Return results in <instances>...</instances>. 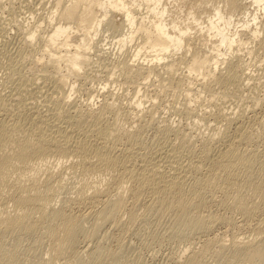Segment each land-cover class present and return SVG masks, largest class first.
<instances>
[{"label": "bare ground", "instance_id": "1", "mask_svg": "<svg viewBox=\"0 0 264 264\" xmlns=\"http://www.w3.org/2000/svg\"><path fill=\"white\" fill-rule=\"evenodd\" d=\"M208 1L192 4L188 15L181 17L175 16L169 8L170 0H51L47 14L38 16L40 23L37 24V15H32L36 19L33 23L29 20L18 23V29L24 33L22 46H19V57H10L11 60L8 57V72L3 81L6 89L2 88L5 92L0 90V264H120L118 257L123 243L116 240L117 244L112 247L102 242L101 228L111 222L123 232L135 222L137 224L142 213L146 222L150 213L157 214L160 219L170 216L173 234L205 236L198 245H194L192 239L194 242L183 248L177 259L174 257L175 264H204L212 255L215 259L222 257L227 264H240L241 261L252 264L256 257H264V216L261 214L260 220L253 218L258 212L264 214V158L252 147L255 139L264 134V115L263 118L246 116L249 115L246 106L257 110V106L264 104V80L261 79L263 75L253 76L247 71L248 63L242 54L241 57L234 53L233 57L238 55L235 61L233 58L227 61L225 57L234 44L240 46L244 42L243 28H249L250 24L258 26L264 0H220L226 3L227 11L221 2L212 3L213 11L206 19L198 14L197 8ZM250 6L254 7V12ZM238 7L247 19L243 18L241 29L234 27L233 31V16ZM103 23L121 31L116 53H124L128 46L134 47L135 40L143 41L142 46L135 45L130 57L125 55L112 66L125 83L133 86L138 96L135 100L132 97L122 100L114 91H108L96 108L91 102L97 98L96 94L84 98L85 104L76 101L70 105L71 92L63 89L69 81L68 74L63 73L61 66L75 74L96 62L109 67L104 58L108 47L104 46L106 50L98 47L102 54L97 53L98 50L92 53V41L90 44L87 39L88 34L93 40ZM42 28L49 29L46 36L41 33ZM252 28L254 37L264 30V27ZM193 29L208 32L204 47H193L189 58L174 57L177 50L190 47L189 37L196 32ZM261 41L264 43V37ZM71 45H75L74 50ZM143 47H149L154 54H144ZM35 51L40 55L36 54L37 58L31 60L29 69L40 71V77L35 73L30 77L22 69L23 61ZM225 61L228 63L226 70L222 67L225 72L218 69L220 73H216L219 63ZM182 64L189 71L179 77L177 70ZM58 69L62 73H57ZM161 70L168 75H162ZM193 73H205L210 76L209 85L214 81L222 86L219 96L210 94L215 101L236 97L239 101L248 98L251 103L245 101L244 107L238 106V110L230 112L229 107L225 111L220 106L219 112L211 113L212 119L224 120V123L217 122L219 126L212 125L208 132L205 129L207 133L200 132V143L190 135L194 130L190 131L191 127L186 129L191 133H187L180 129L182 123H178V128L175 122L173 126L169 119H160L164 122L161 126L164 141L160 142L155 134L152 139L157 143L148 142L147 145L142 136L147 126L144 123L150 125L152 121L153 124L159 121L154 120V104L151 108L142 107L146 94H139L141 89L153 74L158 77L160 91L173 84L176 87L185 84L187 90L192 89ZM74 88L72 85L71 90ZM260 88L262 95L259 94L262 90L257 92ZM158 89H153L154 97L165 91L160 93ZM148 93L151 98L153 94ZM125 100L132 105L133 111L127 109ZM239 104L243 106V102ZM186 108L188 116L193 115L194 107ZM139 111L142 114L139 115ZM194 115L200 114L195 110ZM135 116L141 124L137 123L132 130L133 124L130 122V126H126L125 123ZM246 117L249 118L245 120ZM202 119H205L204 114ZM70 177L75 180L69 187ZM216 196H219L217 204L231 211L229 214L211 208ZM79 205L86 207L81 209ZM235 211V215L240 213V223L230 214ZM216 222H225L224 226L230 224L233 230L230 239H225L230 235L225 238L208 235L213 224H219ZM248 227L251 233L241 231ZM107 232L106 238L110 234Z\"/></svg>", "mask_w": 264, "mask_h": 264}, {"label": "rangeland", "instance_id": "2", "mask_svg": "<svg viewBox=\"0 0 264 264\" xmlns=\"http://www.w3.org/2000/svg\"><path fill=\"white\" fill-rule=\"evenodd\" d=\"M50 1L49 0H0V30H1L0 31V61L2 63V65L0 64V67H1L0 68V79H1L0 80V90H2V91L5 92L4 89H6V85L4 83L5 82L4 80L6 79V76H7L6 73L8 72V70H7L8 69V66L7 65H8V62H9L8 61V57H9V60H11L10 57L11 58H15V57L17 58V57H19L18 51H19L20 47L22 46L21 45L22 43H20V42L23 41L24 33H22L18 29V27H17L18 23H21V22L27 23L29 21H31L33 23V21L36 20L35 18H37V21H38L37 24L40 23L41 21L39 22L40 19L38 20V16H44V15L47 14V12H48V10L50 8ZM182 1L183 2L182 3H179V4L178 3H175L173 0H170V2H168V6L173 11V14L175 16L176 15H179L181 17L182 16L183 17H186L188 15L187 13L190 10L191 5L192 4L195 5L200 0H182ZM220 2H221L220 0H209L208 2H204L201 6H199V8H197L198 14L199 15H202V17H205L207 19V16L206 15H209L213 11V8H212L213 4L212 3H219L220 4ZM220 5L223 7V9L225 11H227L228 8L225 6L226 3L224 1H222ZM182 6L184 8H182ZM250 9H253V10H251L253 12L255 11V9H254L253 6H250ZM32 15H37V16L35 18H33ZM234 16H233V18H234V21H235V25H233L231 27L233 31L235 30L234 27L235 28L238 27V29H241L243 27L241 25V22H243L242 21L243 18L247 19V17H243L242 16V14H241V8H239V7L237 8V10H235ZM26 19H27V21H26ZM239 20H240V22H239ZM42 24L45 25V23H42ZM263 25H264V11L259 15V18H258V26H256L255 24H253V25L250 24V26H251V28L253 27L252 29H255L256 27L262 28V27H264ZM250 26H249V28H243L242 31H241L243 33L242 34V37H243V41L244 42H242V44H240V46L238 45V43L234 44L233 50H229V51L227 50V53L228 54H226L225 57H228L229 58V59L226 58L227 61H230L232 58H233V61H235V60H238V57H237L238 55L237 56L235 55L236 57L235 56L233 57L234 53L235 54L237 53L239 55L242 54L243 55V58L245 59V62L248 63V64L246 63L247 64V67H248L247 71L250 70L251 72L250 71L249 72L251 74H253V76H256L255 74H258V76H262L263 75V78L261 77V79L264 80V74H263L264 72L262 71V70H264L262 68L264 66L263 65L264 64L263 63L264 62V43H263V41H261L262 38L264 37V33H263L264 30L261 31L262 32L261 34L259 33L258 36H255L254 37V35H252L253 32H252ZM37 28H39V27H37ZM48 30L49 29L46 30V28H45V31H46L45 32L44 31V28H42V31H44V32L41 31V33H43V35L46 36L48 34L47 33ZM119 30L120 29H118V28H115V27H112L111 25H108L106 23H103L102 26L100 27V30L98 31L97 35L95 36V38L93 40L90 39L89 36H88V34H87V39L90 40V44H91V41H92L93 47H92V49H90V51L92 53H96L97 52L96 50H98V47L99 46L100 47H103V49H105L104 46L105 47H108V48H106L107 49V53H105L106 57H104V58H105V61L108 64L109 67H107V65L104 64V63H97L96 62L95 64L92 63V64H89L88 66L82 67V69H80V71H79L78 74H75L73 72H68V70L65 69V66L64 67L61 66L62 68L60 67L63 70V73H67L68 74V80L69 81L67 80L68 82L66 84L67 85L69 84V85L67 86L65 84L64 87H63V89H65L66 91L65 90H63V91H65L66 93L71 92L70 96L72 98L70 97V99H71L70 100V102H71L70 105L76 104V101H78V102H80L82 104L84 102V100H86L84 98H87L90 94H93V95L96 94L94 96H95V98L96 97L97 98L94 99V101H91L92 102V106H94L96 108L97 106L100 105L99 103H102L103 102V99L105 98L104 95L105 94L107 95L109 93L108 91H114V93H116L115 94L116 96L118 95L119 97H121V99L123 98L122 100H124V99L129 100L131 97H132V100H135L137 98L138 95L135 96V93H134L135 89L133 88V86L131 84H129V83H128L129 84L128 85L127 82L125 83L124 80H122V77H120L117 73H115V71L112 68V66H113L114 63H118L121 60V58H123L125 55L127 57H130L132 55L133 51H134L135 45L137 43H139V45L142 46L143 45V41H142V39L139 40V41L138 40L137 41L135 40V41H133L134 42V47H133V45H131L133 48L130 47V46H128V49L126 48L127 50H125L124 53L123 52H120V53L117 52L116 53V50H117L116 44L118 42L117 39H118V36H121L120 35V32L121 31H119ZM194 31H196V30L193 29V32ZM17 33H19L18 34V37L16 35ZM20 34H22V35H20ZM207 37H208V32L207 31L206 32H200L199 30H197L196 32L192 33L190 35V37H189V43H190L189 46L190 47H187L186 46V47L182 48L181 50L180 49L177 50V53L176 54H173L174 57H180V56L184 55V56H186V58H189L190 55H191V51L193 50V47H195V46H200V47L203 46L204 47V44L206 43V38ZM20 38H21V40H20ZM133 42H132V44H133ZM208 43H210V42H208ZM144 46H147V45H144ZM70 47H71L72 50H74L73 48H75V45H71ZM148 48L149 47H145V48L143 47L142 48V52H144V54H148V55L154 54L153 52H151V49L148 50ZM221 50L224 51L225 49L222 47ZM99 52H100V50H98L97 53H99ZM114 52H115V54H114ZM248 53H250V54H248ZM31 54L27 56V60H26L27 62L26 61L25 62L23 61V63H24L23 64L24 67L22 68L24 70L23 72L25 74H27L28 76H30V77L33 76V75H35V74H36V76H39L40 77L41 76V75H39V74H41L40 71L35 70L36 71L35 72V71H32V70L29 69V66H31V62L34 59L37 58L36 54H38V56L40 54L37 53L36 51L33 52V53H31ZM100 54H102V53L100 52ZM10 55H12V56H10ZM173 55H170V56H173ZM242 55H241V57H242ZM254 55H256L257 57L254 56ZM170 56H168V57H170ZM260 56H261V58H259ZM219 57L222 58V56H219ZM246 57H247V59H246ZM169 59H172V58H169ZM261 59H263V60H261ZM251 60H252V62H251ZM259 60H261V61H259ZM227 61H225L223 63L220 62L219 63V67L216 69L217 71L215 70V72L216 73H220L224 69L226 70L225 67L228 64ZM25 63H26V66H25ZM3 65H5V66H3ZM184 65L182 64L181 65L182 66L181 69L179 68V70H177V73L178 74L181 71V74H179V75L177 74V76L184 77V75L188 73V71H189L188 70V67H184ZM261 65H263V66H261ZM222 67L224 68L223 70H222ZM218 69H220V72H218L219 71ZM259 69L261 70L260 71L261 73L259 72ZM161 72L162 73L164 72L162 74L164 76H167L168 75V74H166V72L164 70H161ZM183 72H184V75H183ZM223 72H225V71H223ZM33 73H35V74H33ZM57 73H62V72H61V70L58 69ZM194 74L195 73H193V76H191V78H190L191 79V82H192V80H194L192 82L193 85H191L192 89H188L187 90L186 89L187 86L185 84L184 85H181V87L180 86L179 87H176L173 84V85H171L169 87H166L168 89L163 88L162 91H164V89H165V91L162 92V91H160L161 88L158 86V82H157L158 81L157 80L158 77L156 75H154V74H153V76H151L147 80V84H146V87L147 88L145 87V88L141 89V91H140L139 94H146V95H143V97L144 96H146V97H144V98L142 97L144 99L143 100L142 107L151 108V106H152L151 104H154L156 106V107L155 106L152 107L153 108V115L154 116L156 115L154 120L159 121L158 123L154 121L155 122L154 124H153V121H152V124H150V125L144 121L145 122L144 124H146L148 127L147 126H144V129H146V130H144L142 132V136H144L143 138H144V141L147 142V145L149 144L148 142H151V144H153V143L156 144L157 143L155 141L153 142V139H152V138H154V136H152V135H155V134H157V136L160 138V140H159L160 142H163L164 141V138H162V135H163L162 132L163 131L161 130L162 129L161 126L164 125V122L163 121L168 120V119H169L168 121H170L171 124L172 123L174 124L173 126H175L177 124L175 127H178L182 123L180 125V129H182V130H186V129L189 130L190 127H191V130L190 131H192L194 129L195 131L193 130L192 131L193 134H190V135H192V137L194 136L193 138H196V140H195L196 143H200L199 142L200 141L199 138H200V134H201L200 132H204L205 133L207 130H209V128L211 130L212 125L219 126V125H222L224 123V120L222 122L221 121L218 122V121H215L214 118L212 119V117H213L212 114H216L217 112H219L222 109V108L220 109V106L224 108L223 110H225V108H227V110L230 108L228 110L230 112L233 109L235 110V108H236V110H238L240 107L241 108L244 107L245 106L244 105L245 103L246 104L247 103L248 104L251 103L250 100H248V98H244V100L246 101L245 102L243 100H240V101L237 100L238 98H236V97H233L235 99V101H233L234 100L233 98H231L228 101H223V100H221V101L220 100L215 101V98L212 97V96H215V95H218L219 96V94H220L219 91L222 90V86H220V84L218 85V83L217 84L214 83V81H213V83H211L209 85L208 83H210V82H208V81L210 79L208 77H210V76L209 75L207 76V74H205V73H203L204 75L203 74L198 75L196 73L195 74L196 77L194 76ZM175 77H176V74H175ZM254 78H256V77H254ZM258 78H260V77H258ZM258 78H256L257 81H258ZM150 79H151V81H149ZM261 79H259V80H261ZM251 81H253V80H251ZM198 82L199 83L201 82V83L199 84ZM152 83H153V85H152ZM215 84H216V86H215ZM72 85L75 87L73 90H71L72 89ZM104 85H106V86H104ZM200 85L201 86L203 85V87H201ZM101 87H103V88H101ZM205 87H208V88H205ZM2 88H4V89H2ZM138 88H141V87H138ZM158 88H160V89H158ZM104 89H106V90H104ZM153 89H158V91L160 93L162 92L161 95L158 94V96H155L154 97V95H156V94L154 93V90ZM100 90L103 91V92H101ZM144 90H147V93L148 92H151V94H153L152 97L149 98L150 96L148 94H150V93H148V94L147 93H144ZM94 91H97V92H94ZM186 92H188L187 95L185 94ZM257 92L258 93L260 92L259 94L262 95L263 94V89L260 88V90L257 91ZM203 97L204 98L206 97V99H204ZM211 97L213 98V100L216 103L218 102L217 103L218 105L213 102V100H212ZM209 98H211V99H209ZM148 99H151V100H148ZM207 99L209 101L212 100V102H209ZM126 100L123 101V103L126 102ZM198 101H199V103H198ZM73 102H75V103H73ZM127 102H126V105L125 106H127V104H128V106H127L128 108L127 107L126 108L127 109H130L131 111H133V107H131L132 105L130 106V104L127 103ZM239 102L241 104L243 102V106L240 105ZM209 103H211V104H209ZM83 104H85V102ZM223 104H224L225 107L223 106ZM189 105H190V107H192V106L194 107L193 115H194L195 110H196V113L197 114L198 113L200 114V115H198L199 117L198 116L196 117V115L193 116L192 113H190L191 116H190V114L188 116V114H187V112L185 110L187 109L186 108L187 106L189 107ZM195 106H196V108H195ZM238 106H240V107H238ZM257 107H258L257 110H255V109H252L251 110L250 108H247V106H246V109H248V110H246V113L249 111L247 113L249 115H246V116H249V117H255L256 116L257 118H260V117L263 118L262 116L264 115V111H263L264 110V104H261V106L259 105ZM257 107H255V108H257ZM217 108H219V110ZM212 110H213L214 113L212 112ZM227 110H225V111H227ZM134 111L137 112L135 108H134ZM200 111H201V113H200ZM203 112H205L206 114L203 113ZM138 113H139V115L142 114L140 111ZM203 114H204V118L207 119V121L205 119H202L201 120V118L203 117ZM209 114H210V116H209ZM205 115H207L208 118H206ZM147 117L148 116H145L144 118H147ZM249 117H246L245 120H247V118H249ZM137 118H138V116L137 117L135 116L134 118H129V121L127 119L128 122L127 121H124V122H127V124L125 123V125L126 126H128V125L130 126V122H131V125L133 124L132 125L133 127L131 126L130 129L134 130V128L137 126V123H140L139 122L140 120L138 121ZM141 118L144 119L143 117H141ZM198 118L200 119V121H199ZM133 119H135V120H133ZM160 119H162V120L164 119V120L162 121ZM136 120L138 122H136ZM210 120H212V121H210ZM160 121L162 122V125H161V122ZM194 122L195 123L197 122V124L194 125L195 128H193V124H195ZM200 122H202V123H200ZM207 122H210V123H207ZM217 122L219 123V125H218ZM178 123H180V124H178ZM189 123L192 124V125L190 126ZM205 123H207V125H204ZM134 124H135V126H134ZM209 124L211 126H209ZM158 125H159V127H158ZM184 126H185V128H181V127H184ZM199 126H200V128H199ZM204 126L207 127V128H204ZM214 128L215 127H213V129ZM198 129H199V131H198ZM200 129H201V131H200ZM205 129H206V131H205ZM188 130H186V131H188ZM202 130H204V131H202ZM194 132L195 133H198V134H195ZM187 133H191V132L188 131ZM263 137H264V134L260 138L257 137V139H260V140L255 139L257 142L254 141L253 144H252V147H254L255 149H257L259 151V154L261 152L260 155H261V157L264 158V156H263L264 155V138ZM72 178L73 177H70L69 178V187L73 185L72 183L75 180V179L73 180ZM215 198L216 199H214L212 201L213 204L211 205V208L213 207L212 209H214V210H217L218 209L217 211H219V212L220 211L221 212H226V213L228 212L227 214H229V212H231V211H229L228 209L226 211L225 210L226 208L224 209V206L220 207L219 204H217L218 203L217 199H219V196H216ZM213 205H215V206H213ZM77 206H78V204L75 207L76 209L78 208ZM79 207H81V209H84L86 206L85 205H79ZM258 213L253 218L254 219L257 218V220H258V217H259V220H260V218H262L261 216L262 215L264 216V214H263V212L262 213L261 212H258ZM154 214L153 213L147 214V216L149 218L147 216H145V217L148 218L147 219V222L149 221L148 223L146 222V218H144V213L140 214V217L138 219L139 221L137 220V224L135 222L136 225L133 224L132 225L133 228L129 226L123 232L120 231L119 229H116L115 226H112L113 224L111 222H107L104 226H102V228H101L102 231L100 232L101 233L100 234V239L103 238L101 240L102 242L105 241L104 242L105 244H107V242H108L107 245H110L112 247H114L115 244H117V242L118 243L120 242L119 244H122V243L124 244V245L122 244L123 251L119 253V257H118L119 262L118 263H120V264H122V263L123 264H132V263L133 264H136L135 262H139V263L141 262V264L142 263L143 264H175L174 263V260L177 259V257L180 255L179 253H181V251H183V248L185 249V247H188V245H190L191 241L194 240L195 243H193V244L194 245H198V244H200L202 242L201 240L203 239V237L205 238L204 235H198L197 234L195 236L196 233L195 234H190V235H189V233H186V236L188 235L187 237L186 236L183 237L184 234L183 235H180L181 237L179 235L173 234L171 232L172 231L171 225L173 226L172 220H170L171 217L168 216V215L167 216L165 215L163 218L160 219V218H157L159 216L156 217L157 214H155V215ZM230 214L231 215L232 214L235 215L236 214V211H235V213H230ZM239 214L240 213H238L237 215H235L237 219H235V216L232 215L234 217V221H236V222L238 221L239 222L241 220V218H240L241 216ZM142 217L145 220L144 219L141 220ZM238 219H240V220H238ZM140 220H141V222H140ZM253 221H256V220H253ZM218 223L216 222V224H218L216 226H215V223L213 224V227H212L213 229H211V231H210L211 233L209 232L208 235L211 236V237L212 236H216V238H220V237H224L225 238L226 235H230V236H226V238H225V239H227L229 237L228 239H230L231 236H232V234H233V230H232V228H230L231 227L230 224L226 223V226L228 225L226 227V226H224L225 225V222H223V223L222 222L221 223L218 222ZM134 225H135V227H134ZM221 227L223 228V230H222ZM228 227L232 230V232H230L231 230L229 231V228ZM248 228L250 230L249 229L246 230L247 228H242L241 231L242 232H245V233H246V231H248L247 234H249V233L252 232V230H251V227H248ZM107 230H108V232H107ZM112 231H114V232L112 233ZM105 232H107V234L110 233V234H108L109 235L108 238L105 237V235H104ZM112 234H113V236H112ZM221 234H223V235L222 236H219ZM115 237H117V238L119 237V239H117ZM192 237H194V238H192ZM111 238H113V239H111ZM116 240H118V241L116 242ZM197 242H199V243H197ZM212 256L211 257H208L205 260L204 264H227L226 261H225V259H223L222 257H219L218 256L217 258L220 259V260H218L217 258L215 259L216 256L213 257L214 259L212 258ZM174 257H176V258L174 259ZM104 264H112V263H110V262H104ZM240 264H244V261H243V263L241 261ZM252 264H264V257L263 258H261V257L257 258L256 257L252 261Z\"/></svg>", "mask_w": 264, "mask_h": 264}]
</instances>
